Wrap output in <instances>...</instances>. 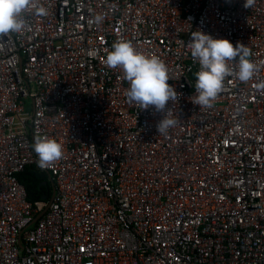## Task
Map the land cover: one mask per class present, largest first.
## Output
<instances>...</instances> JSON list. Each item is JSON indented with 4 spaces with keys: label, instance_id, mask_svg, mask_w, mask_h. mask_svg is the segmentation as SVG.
Masks as SVG:
<instances>
[{
    "label": "built area",
    "instance_id": "obj_1",
    "mask_svg": "<svg viewBox=\"0 0 264 264\" xmlns=\"http://www.w3.org/2000/svg\"><path fill=\"white\" fill-rule=\"evenodd\" d=\"M38 3L46 16L30 7L28 27L0 37V264H264V0ZM197 30L247 46L257 66L210 108L191 102ZM120 39L168 68L178 99L165 111L180 122L167 134L105 64ZM41 136L64 145L49 167ZM31 166L51 176V203L29 201Z\"/></svg>",
    "mask_w": 264,
    "mask_h": 264
},
{
    "label": "clouds",
    "instance_id": "obj_2",
    "mask_svg": "<svg viewBox=\"0 0 264 264\" xmlns=\"http://www.w3.org/2000/svg\"><path fill=\"white\" fill-rule=\"evenodd\" d=\"M254 0H244L243 6H252ZM33 7L36 14L46 16L48 11L38 0H0V37L10 33H21L28 27L24 13ZM101 17L95 21L99 23ZM187 48L191 57L199 64L195 73V97L191 102L199 107L210 108L223 91L225 80L235 76L241 82L250 80L257 66L249 57L251 50L241 44L234 46L226 39H214L201 30L191 32ZM236 62L235 64L233 62ZM105 64L110 69H121L123 78L129 83L125 96L129 103L142 110L154 107L157 113H164L157 124L160 134H167L180 120L173 117L172 109L166 110L169 101L176 103L178 93L169 85L168 68L155 54L138 50L131 41L120 39L112 45ZM33 149L40 167L52 166L63 157L64 145L56 139L41 136L34 141Z\"/></svg>",
    "mask_w": 264,
    "mask_h": 264
},
{
    "label": "trees",
    "instance_id": "obj_3",
    "mask_svg": "<svg viewBox=\"0 0 264 264\" xmlns=\"http://www.w3.org/2000/svg\"><path fill=\"white\" fill-rule=\"evenodd\" d=\"M19 180L25 186L28 199L33 205L43 202L46 195L52 196L54 183L51 176L36 166L27 167L19 175Z\"/></svg>",
    "mask_w": 264,
    "mask_h": 264
},
{
    "label": "water",
    "instance_id": "obj_4",
    "mask_svg": "<svg viewBox=\"0 0 264 264\" xmlns=\"http://www.w3.org/2000/svg\"><path fill=\"white\" fill-rule=\"evenodd\" d=\"M33 141H35V138H33ZM53 187H54V184H53ZM54 194H55V187H54V190H53L52 196H51V197H50V195H46V196H44L43 201H45V202H50V203H51V201H52V199H53V197H54ZM44 213H45V212L41 213V214L35 219L33 225L36 224V223L39 221V219H41V218L43 217Z\"/></svg>",
    "mask_w": 264,
    "mask_h": 264
},
{
    "label": "rangeland",
    "instance_id": "obj_5",
    "mask_svg": "<svg viewBox=\"0 0 264 264\" xmlns=\"http://www.w3.org/2000/svg\"><path fill=\"white\" fill-rule=\"evenodd\" d=\"M31 102H32L31 100L27 101V107H28L27 110H30Z\"/></svg>",
    "mask_w": 264,
    "mask_h": 264
}]
</instances>
